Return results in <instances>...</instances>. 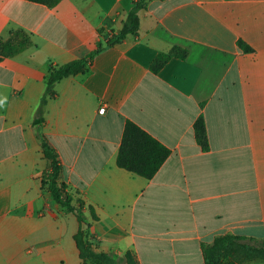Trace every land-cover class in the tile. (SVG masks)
Here are the masks:
<instances>
[{"label": "crops", "instance_id": "crops-1", "mask_svg": "<svg viewBox=\"0 0 264 264\" xmlns=\"http://www.w3.org/2000/svg\"><path fill=\"white\" fill-rule=\"evenodd\" d=\"M135 1L0 0V38L22 30L33 44L0 63V264H80L76 216L42 188L36 111L50 67L104 46ZM142 1L137 36L56 83L43 107L61 182L97 217L92 245L138 264H203L201 245L219 236L264 242V0ZM172 47L187 57L151 73ZM126 122L169 150L151 179L116 165Z\"/></svg>", "mask_w": 264, "mask_h": 264}, {"label": "trees", "instance_id": "trees-1", "mask_svg": "<svg viewBox=\"0 0 264 264\" xmlns=\"http://www.w3.org/2000/svg\"><path fill=\"white\" fill-rule=\"evenodd\" d=\"M27 1L44 5L48 8H54L60 2V0ZM145 8L146 2L142 0L133 2L120 31L110 33L105 40V45H99L88 55L87 59L50 67L45 78V92L36 111L37 118L34 121L36 136L40 142L42 155L48 162V172L43 175L42 188L49 192L52 200L66 213L76 216L79 228L73 240L78 251L80 264H138V262L131 252H126L119 257L115 254L102 253L92 249L88 233L89 221H96L97 217L91 207L88 208V217L85 216L83 201L77 195L70 194L66 186L61 182V165L58 155L42 132L43 107L49 98L55 96L54 87L56 83L66 78L86 74L88 66L103 50L121 44L128 37H136L139 29V12ZM32 45L30 35L22 30L12 32L7 40L0 38V63L26 51ZM237 47L244 54L253 52L242 41L237 42ZM187 54L188 52L185 49L172 47L168 52L159 53L150 64L149 70L151 73L156 74L170 59L184 60ZM193 129L195 141L202 150H207L208 141L202 117L195 121ZM168 156L169 150L167 148L132 122L125 123L116 157V165L119 168L145 179H151ZM201 253L203 264H264V242L241 236H219L211 244L201 245Z\"/></svg>", "mask_w": 264, "mask_h": 264}, {"label": "built area", "instance_id": "built-area-1", "mask_svg": "<svg viewBox=\"0 0 264 264\" xmlns=\"http://www.w3.org/2000/svg\"><path fill=\"white\" fill-rule=\"evenodd\" d=\"M103 111H104V107H102L98 112L102 114ZM44 211H45V212H48V209H45Z\"/></svg>", "mask_w": 264, "mask_h": 264}, {"label": "rangeland", "instance_id": "rangeland-1", "mask_svg": "<svg viewBox=\"0 0 264 264\" xmlns=\"http://www.w3.org/2000/svg\"><path fill=\"white\" fill-rule=\"evenodd\" d=\"M92 249H93L94 251H97V250L95 249V246H94V245H92Z\"/></svg>", "mask_w": 264, "mask_h": 264}]
</instances>
